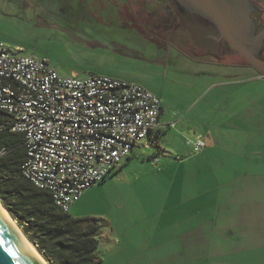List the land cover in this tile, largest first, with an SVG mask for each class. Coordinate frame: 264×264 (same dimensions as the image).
Instances as JSON below:
<instances>
[{"label": "rangeland", "instance_id": "374dc122", "mask_svg": "<svg viewBox=\"0 0 264 264\" xmlns=\"http://www.w3.org/2000/svg\"><path fill=\"white\" fill-rule=\"evenodd\" d=\"M17 3L0 0V41L10 49L20 48V54L47 58L62 75L105 74L137 82L161 97V120L175 123L160 126L158 142H137L129 161L104 182L86 189L68 210L74 218H97L103 225L98 236L100 264H264V176L233 181L232 209H221L216 217L224 222H218L220 228L226 221L233 235H216L213 242L204 243L202 236L196 237L202 226V213H194L202 206V195L196 197L202 192V180L195 178L202 157L192 153L188 141L193 136L190 124L199 121L194 117L202 111V70L232 71L236 69L234 63L242 61L240 55L227 49L225 54L207 52L196 59L180 55L173 46L165 62H160L156 60L159 53L151 56L150 51L137 46L141 43L134 38L127 37L126 44L131 46L127 49L138 55L120 53L118 44L125 41L114 35H92L95 46L74 43L60 31L42 28L39 14L23 10ZM247 69L249 76L259 72L253 66ZM261 83L255 82L253 108L254 114L263 116L261 120L253 118L251 123L255 125L264 124ZM226 89L219 90L220 97L227 96ZM234 89L228 88L230 92ZM221 107H225V99ZM246 136L259 139L258 143L264 140L257 130ZM254 146L256 150L257 144ZM253 168L258 175L264 163L254 164ZM179 188L185 191V199H194L176 201L178 197L168 191ZM220 203L226 204V198Z\"/></svg>", "mask_w": 264, "mask_h": 264}, {"label": "built area", "instance_id": "2783aa9c", "mask_svg": "<svg viewBox=\"0 0 264 264\" xmlns=\"http://www.w3.org/2000/svg\"><path fill=\"white\" fill-rule=\"evenodd\" d=\"M0 41V111L23 133L22 173L63 212L120 166L159 129L161 98L143 85L105 74H60L45 57ZM190 142V141H188ZM194 153L205 146L192 140ZM5 149L0 150V157Z\"/></svg>", "mask_w": 264, "mask_h": 264}, {"label": "crops", "instance_id": "0c3cea01", "mask_svg": "<svg viewBox=\"0 0 264 264\" xmlns=\"http://www.w3.org/2000/svg\"><path fill=\"white\" fill-rule=\"evenodd\" d=\"M214 65L217 64L214 63ZM234 67L236 69L225 73L215 68L202 70V111L194 117L199 119V121L195 120L197 123L194 121V123L190 124L193 134L192 138H190L192 151V140L195 136L201 135L205 142L200 154L195 153L202 157V164L197 168L198 172L195 178L197 181L202 180V192H198L196 196L200 197L202 195V206L196 207L194 212L198 215L202 213V226L198 234H196L198 239L202 236V243L205 241L213 242L212 239L216 235H221L222 237L233 235V231L228 228L229 226L227 227L226 221L224 220V227L220 228L218 222L220 224L224 222L216 218L217 213L221 209H232L229 204L234 197L232 192H234L233 186L235 182L233 181H247L254 178V176H264L263 168H261L262 172H258V175H255L253 170L254 164L264 163V140L258 143L259 139L246 136L255 130L261 136L264 135V124L262 122L258 125L251 123L254 117L261 120L263 116L260 117L254 114L253 105H256V80L262 82V92L264 93V74L256 72L249 76L247 74L249 66L234 65ZM244 69H246V72L243 71ZM243 74L249 77L243 76L241 78L240 75ZM233 86L235 89L230 92L228 88ZM222 88H227L226 90L229 92L225 98L220 97L219 90ZM224 99L225 107H221ZM259 110L262 111L261 108L257 109V111ZM163 111L162 105L160 124L165 127H171V124L175 125L169 120H161ZM177 121L180 122L179 116ZM248 139L252 141H248ZM255 143L257 144L256 150ZM192 153L194 154V151ZM250 188H247V190ZM171 190L168 191L169 195L178 197V200H176L178 202H183L184 200L191 202L194 199H185V191L181 188ZM225 198L227 203L221 204L220 201Z\"/></svg>", "mask_w": 264, "mask_h": 264}, {"label": "flooded vegetation", "instance_id": "af4514ba", "mask_svg": "<svg viewBox=\"0 0 264 264\" xmlns=\"http://www.w3.org/2000/svg\"><path fill=\"white\" fill-rule=\"evenodd\" d=\"M17 1L23 10L39 14L38 22L42 28L60 31L74 43L95 46L91 41L92 35H114L125 41L118 44L120 53L126 51L136 55L137 52L128 50L131 46L126 44L127 37L134 38L135 42L141 43L137 46L150 51L151 56L159 53L156 60L160 62H165L173 46L178 48L180 55L196 59L207 52L225 54L229 52L227 49L238 54L225 39L220 38L212 22L188 12L177 0ZM250 2L253 5L251 17L255 30L257 33L264 31V3L262 0ZM259 57L264 60V45ZM216 60L221 59L216 57ZM234 65L252 66L243 58ZM257 71L262 72L260 69Z\"/></svg>", "mask_w": 264, "mask_h": 264}, {"label": "trees", "instance_id": "16d2710c", "mask_svg": "<svg viewBox=\"0 0 264 264\" xmlns=\"http://www.w3.org/2000/svg\"><path fill=\"white\" fill-rule=\"evenodd\" d=\"M161 133L160 128L156 129L148 140L158 142ZM1 149L5 153L0 157V203L43 258L49 264H100L98 236L103 230L100 220L74 218L69 212L61 211L47 190L39 189L25 178L21 168L26 159L24 135L12 130L9 116L2 111ZM129 159L131 155L125 161ZM122 165L112 169L99 183Z\"/></svg>", "mask_w": 264, "mask_h": 264}, {"label": "water", "instance_id": "95a60500", "mask_svg": "<svg viewBox=\"0 0 264 264\" xmlns=\"http://www.w3.org/2000/svg\"><path fill=\"white\" fill-rule=\"evenodd\" d=\"M177 1L188 12L212 22L217 27L220 38L225 39L253 67L264 72V60L259 57L264 45V31L257 33L255 30L254 20L251 17L253 5L250 0ZM12 219L15 220L13 217ZM29 242L34 245L30 240ZM0 264H43L30 244L4 219L1 213Z\"/></svg>", "mask_w": 264, "mask_h": 264}, {"label": "bare ground", "instance_id": "6f19581e", "mask_svg": "<svg viewBox=\"0 0 264 264\" xmlns=\"http://www.w3.org/2000/svg\"><path fill=\"white\" fill-rule=\"evenodd\" d=\"M0 213L1 215L4 217V219L11 224V226L14 227V229L30 244V246L33 248V250L36 252V254L38 255V257L41 259V261L43 262V264H47V262L45 261V259L43 258V256L39 253V251L36 249V247H34V245H32L29 240L26 238V236L23 234L21 228L18 226V224L16 223L15 220L12 219V217L9 215V213L6 211V209L2 206V204L0 203Z\"/></svg>", "mask_w": 264, "mask_h": 264}]
</instances>
